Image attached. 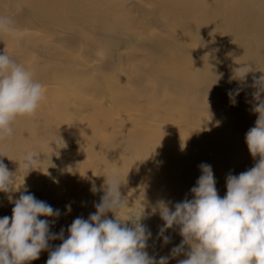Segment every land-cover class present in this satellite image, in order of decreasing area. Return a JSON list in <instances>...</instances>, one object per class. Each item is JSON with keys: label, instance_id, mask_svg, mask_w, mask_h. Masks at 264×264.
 Wrapping results in <instances>:
<instances>
[{"label": "rangeland", "instance_id": "374dc122", "mask_svg": "<svg viewBox=\"0 0 264 264\" xmlns=\"http://www.w3.org/2000/svg\"><path fill=\"white\" fill-rule=\"evenodd\" d=\"M158 2L159 10L154 13L155 18L147 15L150 4L146 0H126L130 7L126 6L129 13L116 17V11L108 13L111 10L101 2L91 3L80 11L79 7L71 5L63 14L66 17L65 29L68 32L63 34L54 30L58 32L56 35L50 33V26L52 29L55 27L49 21L37 18L32 12L31 15L27 9L12 10L5 7L0 11V16L11 19L14 28V35L0 36V50L4 49L17 63L22 64L32 73L33 79L46 89L44 98L31 117L39 118L42 110L46 115L54 112L64 120L68 116L72 119L69 124L62 123L58 126H54L53 115H48V118L43 120V124L38 128L41 146L36 151L40 160L38 168L33 170L35 175L31 174L25 181L24 178H15L17 190L0 192V217L11 216L14 206L12 200L18 198L21 191L31 192L35 198L47 202L54 209H60L61 215L55 219L50 231L59 233L63 228L66 238L67 228L73 221L71 217L74 214L83 217L92 207L90 203L99 202L103 193L92 192V182L97 183L96 187L99 189V180L103 183L104 176L110 175L105 173L103 167L92 169L91 164L78 166L74 163L72 155L79 148L75 143L88 115L96 116L91 118L97 125L102 123L100 126H103L104 132L121 133L126 130L127 135L120 139L124 142L136 143L128 132L130 128L136 129L138 125L145 126L152 122L159 123L161 126L154 128V131H159L166 138L167 144L155 148L148 169L162 156H167L168 161L183 159L186 168L195 165L202 154L213 156L218 152H221L222 157L225 156L221 169L228 174L236 175L255 164L256 159L249 154L244 137L247 130L254 126L257 114L242 105V97H238L235 104L227 100L222 103L217 93L221 89L220 83L213 85L214 82L210 81V87L204 89L199 86L198 81L188 85V108L181 109L173 104L179 96L176 79L171 72L159 70V63L165 60L167 64L171 59L150 48L147 36L140 33L150 29L153 22L162 29L165 28L160 15L166 10L161 0ZM114 3L117 5L116 0ZM29 31L36 35L29 36ZM188 34L190 32L179 36L186 37ZM158 39V36H154L151 44ZM54 40L61 46L49 56L48 43ZM32 43L41 47V55L46 54L44 56L49 59L41 61L39 59L42 56L35 58ZM50 51H54V48ZM98 61L99 68L91 67ZM76 87L81 88L77 95L74 94ZM59 95L66 101L64 108L59 104ZM192 108H195L196 112ZM108 119L113 120L112 123ZM36 126L37 121L33 120V127ZM237 128L240 130L234 132ZM191 132H194L195 138H199L197 144L189 145L185 152L179 155L178 151L186 142L183 138L188 137ZM32 137H35L34 131L27 139ZM225 137L228 139L227 143ZM198 143L201 145L197 146ZM136 144L134 150L143 155L149 154L148 148H152L151 145L144 147L140 146V143ZM8 145L7 139L0 141V155H4ZM118 155L115 153L114 172L120 176L116 166ZM205 159H208L205 163H213L210 157L206 156ZM0 160L6 163L4 157H0ZM152 171L155 173L153 167ZM33 183L38 191L33 189ZM72 183L80 184L82 189L76 191L68 188ZM68 190L72 194L64 195V191ZM81 195H85L83 200ZM67 201H73L71 206L74 207H71L70 212L65 208ZM138 206L139 204L128 207L126 211L130 210L132 213L129 215L126 212L119 216L120 219L129 220ZM109 215L111 218L112 215ZM49 243L54 247L61 241L57 239ZM153 250L149 255L154 254L159 258L158 250ZM166 251L167 248H164L163 252ZM169 255L170 252L166 256ZM47 258L48 251H42L38 259L27 264H46ZM178 259L180 258H170L169 264H176Z\"/></svg>", "mask_w": 264, "mask_h": 264}, {"label": "clouds", "instance_id": "9594fccd", "mask_svg": "<svg viewBox=\"0 0 264 264\" xmlns=\"http://www.w3.org/2000/svg\"><path fill=\"white\" fill-rule=\"evenodd\" d=\"M4 35H14V28L10 18L0 16V36ZM250 71L254 70L241 65L233 78L243 85ZM250 87L255 89L251 111L257 118L244 139L249 154L258 159L250 169L226 176L223 196L216 188L211 165L202 162L198 165L201 174L189 190L191 199L175 203L159 200L147 214L143 206L138 220H121L119 213L129 207L128 196L121 192L126 178L102 175L100 188L94 182L91 188L94 193H103L94 204L95 211L86 219H73L65 238L63 228L59 233L50 231L60 209L21 191L12 200L11 216L0 217V264H27L38 259L42 251H48L46 264H169L170 258L181 255L184 258L176 264H264V73L253 77ZM241 90L240 86L229 90L232 104ZM43 98V85L0 50V141L13 135L17 117L35 114ZM39 160L37 153L26 152L18 168L22 165L26 176L38 168ZM16 174L0 160V192L17 190ZM65 208L71 211L70 205ZM155 214L163 221L157 236L164 244L170 242L165 235L168 229L178 228L182 237L169 256L157 258L146 250L152 233L140 221ZM57 239L61 243L50 246L49 242Z\"/></svg>", "mask_w": 264, "mask_h": 264}, {"label": "bare ground", "instance_id": "6f19581e", "mask_svg": "<svg viewBox=\"0 0 264 264\" xmlns=\"http://www.w3.org/2000/svg\"><path fill=\"white\" fill-rule=\"evenodd\" d=\"M146 1L150 4L147 15L155 18L154 13L159 10L158 0ZM94 2L105 4L106 8L111 10L108 13L116 11L115 17L129 13L128 8L130 7L127 5L126 0H116L117 5L114 0H0V11L5 7L12 10L27 9L30 13H34L37 18L49 21L55 27V29H52V26H50L49 31L52 35H56L58 32L63 34L68 32L65 29L66 17L63 14L71 5L79 7L80 11ZM161 2L166 10L160 15L165 28L162 29L153 22V26L150 29H146L143 32L140 31V33L147 36V44L150 48L162 52L171 59L167 64L165 60L159 63V70L171 72L176 79L175 84L178 85L179 96L175 98L173 104L181 109L188 108V103L186 102V96L190 93V86L188 87V85H193L194 82L197 83L199 81V86L207 89L210 87V81H212L214 82L213 85L217 82L220 83L221 89L217 93L218 99L222 103L226 100L230 101L229 90H234L238 86L242 87L235 99L242 97V105L251 109V93L255 89L250 87V85L253 83V77H259L264 73V0H161ZM185 32H190V34L186 37H180ZM31 35L34 36L36 33L29 31V36ZM154 36H158L159 39L154 44H151ZM48 44L50 49L54 48V51L49 49V56H52L61 46L56 40ZM189 45H193L194 48ZM22 46L26 48V46ZM40 50L41 47L32 43V51L36 53L33 54L35 58L42 56L39 59L41 61L49 59L44 56L46 54L42 53L41 55ZM42 64L45 65V62ZM97 65L100 66L99 61L94 62L91 67L99 68ZM241 65L244 67L249 66L254 70L247 74L243 85H241L240 81L233 78L234 70ZM207 82L209 83L206 86ZM80 89L76 87L74 94L77 95L78 91H81ZM44 90L46 89L44 88ZM50 95L53 97V94L50 93ZM58 101L62 108L66 107V101L62 96L59 95ZM193 102L195 103V100ZM53 104L56 109L55 102ZM91 105L93 104L91 103ZM50 109L53 110L52 108ZM192 110L196 112L195 108H192ZM40 111V117L37 119L31 116L17 117L12 126L13 135L6 138L9 145L5 150L4 156H7L10 160L4 157L6 160V163H4L10 172L17 171L16 178H24L23 181L31 174H35L31 170L24 176L22 165L18 168V162L22 160V156L26 152L36 153L39 150L41 143L38 138V128L43 124V120L48 118V115H53L54 126L62 123L67 125L72 120L70 116L64 120L63 117H59L54 112L46 115L42 110ZM91 117L96 118L94 115H91ZM91 117L88 115L84 119L83 128L79 130L78 141L75 143L79 148L72 153L74 163H77L80 167L91 164L92 169L103 167L106 174L110 176L116 175L114 172V159L115 153L116 155L119 154L116 166L119 169L120 177L122 179L126 178L124 182H127L122 185L121 192L128 196L129 207L139 204L129 220H138L143 213V206L147 214L150 207L154 206L159 200L175 203L185 198L191 199L189 190L195 185L201 174L198 165L208 160L205 159L206 156L210 157V161H213L211 167L218 193L221 196L225 194V180L228 173L221 169L225 160V156L222 157L221 152L213 156L202 154L201 159L195 165L186 168L183 159L168 161L167 156H162L153 162L152 167L155 171L153 173L152 167L148 169L152 161V153L156 147L162 146L164 143L165 145L167 144L166 138L159 131H154V128L161 126L159 123L152 122L140 127L138 125V128H130L128 130L131 138L136 143H140V146H152V148H148L149 154L143 155L134 150L136 143L120 141L121 138L127 135L126 130H122L121 133H117V131L116 133H111L108 129L107 131L110 133L104 132L103 126H100L102 123L97 125L96 121ZM33 120L37 121L36 128L33 127ZM239 130L237 128L234 132ZM33 131L35 137L28 140L27 137L31 136ZM183 140L186 142L183 143L178 151L180 152L179 155L185 152L189 145H196L199 138H195L194 132H191ZM227 140V137H225L226 143ZM199 145L201 144L198 143L197 146ZM146 164L148 165L145 166ZM77 175L79 176L80 174ZM94 184L97 186V183ZM99 184L102 185L100 180ZM32 187L35 191L39 190L35 183L32 184ZM68 188L76 191L82 189L78 183H72ZM63 194L70 195L72 193L68 190L64 191ZM80 198L83 200L85 195H81ZM73 201H67L65 206H71ZM95 203H90L92 207L85 212L83 218L86 219L90 213L94 212ZM126 209L122 210L119 216L126 214V212L129 215L132 213L130 210L126 211ZM76 217L77 215L74 214L71 219L73 220ZM140 222L152 233V238L148 241L146 249L148 253L154 251L153 249H157L159 253L157 256H166L182 239L178 228L168 229L165 235L170 237V242L167 244L163 243L162 238L157 236L159 228L163 225V221L158 214L145 215ZM127 224L131 225V222L128 221ZM164 248H167L168 251L163 252ZM176 258L183 259L184 257L181 255Z\"/></svg>", "mask_w": 264, "mask_h": 264}]
</instances>
